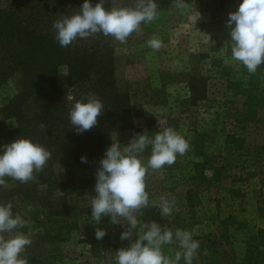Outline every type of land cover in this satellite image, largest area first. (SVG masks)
<instances>
[{
    "label": "rangeland",
    "instance_id": "374dc122",
    "mask_svg": "<svg viewBox=\"0 0 264 264\" xmlns=\"http://www.w3.org/2000/svg\"><path fill=\"white\" fill-rule=\"evenodd\" d=\"M186 2L187 14L173 3L158 6L157 19L142 23L141 31L125 44L109 36L114 77L118 90L126 93L132 123V128L114 134L113 142L124 147L137 134L154 137L168 127L177 131L189 149L170 167L148 169L150 207L143 210L139 224L155 221L173 232L189 231L200 243L193 264H264V63L249 74L231 60L225 44L230 40L228 14L242 0ZM113 6L134 7L135 0H110L107 10ZM154 35L162 41L159 51L147 44ZM60 73L67 74L65 65L59 67L56 80L66 88L67 76ZM15 93L14 79L2 84L0 108ZM13 127V120L0 111V142ZM150 155L149 146L138 158L147 166ZM103 157L93 159L95 183ZM173 197L172 214L162 217L160 200ZM15 214L27 221L19 231L32 240L21 253L27 264H115L108 245L102 258L95 259L91 245L74 236L54 243L40 241L44 226L35 221L29 205H13ZM92 222V228L108 231L110 243L117 240L114 229L121 233L127 229L126 223H110V217ZM137 238L134 234L132 241ZM180 250L178 243L162 247L172 258Z\"/></svg>",
    "mask_w": 264,
    "mask_h": 264
},
{
    "label": "trees",
    "instance_id": "16d2710c",
    "mask_svg": "<svg viewBox=\"0 0 264 264\" xmlns=\"http://www.w3.org/2000/svg\"><path fill=\"white\" fill-rule=\"evenodd\" d=\"M109 1L105 0L106 10ZM99 2L91 0L93 6ZM155 2L163 6L173 0ZM83 3L0 0V86L10 79L16 84V93L0 108L14 122V127L1 136L0 154L5 144L19 138H30L52 154L44 170L35 174L37 182L21 184L5 177L9 187L0 189V203L29 205L35 221L44 226L40 241L54 243L74 236L78 242L90 244L92 257L98 259L107 252V245L111 247L108 252L115 256L130 243L120 239L119 229L113 230L115 243L108 242V231L103 239L95 236L90 207L96 194L93 159L111 146L114 134L132 128V123L126 93L118 90L114 77L110 37L100 33L77 38L66 48L55 40L53 22L79 12ZM62 65L67 67L66 88L56 80ZM69 92H74L77 99L92 92L103 102L97 125L83 134L70 124L71 102L65 100ZM82 156L87 157V163L81 161ZM57 189L65 195L56 197Z\"/></svg>",
    "mask_w": 264,
    "mask_h": 264
},
{
    "label": "clouds",
    "instance_id": "9594fccd",
    "mask_svg": "<svg viewBox=\"0 0 264 264\" xmlns=\"http://www.w3.org/2000/svg\"><path fill=\"white\" fill-rule=\"evenodd\" d=\"M105 0H100L95 6L91 0H84L79 12L62 16L55 20L52 28L55 40L61 47H68L77 38L87 39L102 33L112 37L121 44L134 32L141 31V24H147L157 19L158 5L155 0H135L134 7H115L106 10ZM173 6L182 14H187L190 4L186 0H173ZM226 27L229 29L231 60L243 65L249 74L254 75L258 67L264 63V0H242L237 10L228 14ZM148 47L159 51L162 41L152 36L147 41ZM67 76L66 73H60ZM65 100L71 102L68 117L72 127L78 134L91 130L98 123V117L103 112V102L95 93L77 99L74 92L67 93ZM146 109V108H145ZM41 130L45 129L43 124ZM151 147V155L147 166L143 164L138 154ZM189 149L186 139L173 128H165L149 137L147 132L135 135L127 146L121 147L113 142L104 153L96 171L95 195L90 200L91 216L96 224L103 217H110L112 224H127L120 239L129 240L130 246L120 248L115 252V264H193L198 257L200 243L194 240L187 230H170L159 223L139 224L143 210L150 207L149 194L146 191L145 177L148 169H162L165 165L172 166L177 156H183ZM0 154V189L9 187L5 177L21 184L37 182L35 174L44 170L51 152L30 138H19L10 144H5ZM81 161L87 163V157ZM56 197L65 195L57 189ZM175 205V198H162L158 208L162 217H169ZM27 221L20 215H13L12 202L0 203V264H27L21 258L26 246L32 240L20 229ZM5 234H8L7 237ZM138 236L132 241L133 235ZM106 231L96 229V238L103 239ZM178 243L180 251L174 258L167 257L162 252L164 245Z\"/></svg>",
    "mask_w": 264,
    "mask_h": 264
}]
</instances>
